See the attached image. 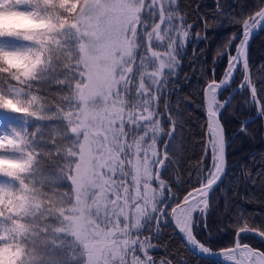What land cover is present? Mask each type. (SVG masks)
Returning a JSON list of instances; mask_svg holds the SVG:
<instances>
[{"label": "snow or ice", "instance_id": "1", "mask_svg": "<svg viewBox=\"0 0 264 264\" xmlns=\"http://www.w3.org/2000/svg\"><path fill=\"white\" fill-rule=\"evenodd\" d=\"M215 7L210 17L185 0H28L18 24L0 26V264H190L186 254L264 264V248L245 242L264 243V219L231 210L225 186L228 148L254 139L255 121L231 137L222 123L236 95L264 121V78L249 63L264 0L235 14ZM225 16L234 30L199 85L202 152L185 167V122L171 97L188 45L195 58ZM243 175L264 184V159ZM169 224L172 249L161 242Z\"/></svg>", "mask_w": 264, "mask_h": 264}, {"label": "trees", "instance_id": "2", "mask_svg": "<svg viewBox=\"0 0 264 264\" xmlns=\"http://www.w3.org/2000/svg\"><path fill=\"white\" fill-rule=\"evenodd\" d=\"M186 3L195 5L199 3L202 5V10L210 17L215 13V0H185ZM224 6V12L228 14H235L242 9H247L251 0H220ZM234 25L228 23V17L215 18L212 20V26L206 30L203 40H200L197 45L198 55L194 58L191 51V44L188 45V56L182 60L181 67L183 71L180 74L181 83L177 86L176 91L173 92L171 101L176 105V110L180 111L184 117V142L183 148V163L185 167H189L196 162L202 152V139L206 127V117L203 105V91L199 89V85L205 83L204 74L207 73L210 78L213 68L214 53L217 47L222 46L224 42L230 39V34L234 30ZM200 49L203 51L201 52ZM249 61L252 66V72L256 77L257 82L264 78V30L252 38L249 46ZM227 60H217L215 64L217 77L223 74L226 67ZM187 77V80H185ZM239 84V80H237ZM235 86V85H234ZM233 86V87H234ZM199 90V95L197 91ZM229 95L224 92L218 98L221 102ZM179 100V105L177 101ZM232 109L223 113L222 123L225 124L227 135L231 137L239 125V122L244 118L254 114V110L243 106L241 95H236L232 103ZM255 122L249 126L255 133L254 139L237 137L232 141V146L228 148V163L229 171L225 186L228 189L231 199V210L239 209L238 214H246L255 222L259 223L264 219V184L261 183L260 177L256 176V184H249L243 175L245 165L255 174L258 167L261 166L262 159H264V121L259 119H252ZM203 126V127H202ZM181 147L180 145L177 146ZM252 157L253 159H250ZM235 192V195L232 193ZM223 201H221V206ZM229 219V217H225ZM172 225L169 224L162 233L161 242L168 241L169 249L178 244L179 237L171 235ZM155 243V241H153ZM257 248H264L258 238L250 237L248 241ZM67 250V249H66ZM155 255L158 258H163L165 252L162 249H157ZM190 264H198L197 257L191 254H186Z\"/></svg>", "mask_w": 264, "mask_h": 264}, {"label": "clouds", "instance_id": "3", "mask_svg": "<svg viewBox=\"0 0 264 264\" xmlns=\"http://www.w3.org/2000/svg\"><path fill=\"white\" fill-rule=\"evenodd\" d=\"M28 0H2L0 3V26H9L18 24L22 17L17 15V11L24 8ZM54 117H45L52 119Z\"/></svg>", "mask_w": 264, "mask_h": 264}, {"label": "water", "instance_id": "4", "mask_svg": "<svg viewBox=\"0 0 264 264\" xmlns=\"http://www.w3.org/2000/svg\"><path fill=\"white\" fill-rule=\"evenodd\" d=\"M259 32V31H258ZM258 32H257V34H258ZM256 34V35H257ZM256 35H254L252 38H254ZM252 38L250 39V42H249V46H250V43H251V41H252ZM250 62V61H249ZM203 96V95H202ZM223 102V101H222ZM203 104H204V100H203ZM205 110V109H204ZM205 117H206V124H207V115H206V111H205ZM252 119H255V113L254 114H252L251 116H248V117H246V118H244L242 121H244V120H252ZM206 128V127H205ZM177 236L179 237V235L177 234ZM219 249H217V251H218Z\"/></svg>", "mask_w": 264, "mask_h": 264}, {"label": "flooded vegetation", "instance_id": "5", "mask_svg": "<svg viewBox=\"0 0 264 264\" xmlns=\"http://www.w3.org/2000/svg\"><path fill=\"white\" fill-rule=\"evenodd\" d=\"M249 63H250V62H249ZM237 85H238V84H237ZM235 86H236V85H235ZM235 86H234V87H235Z\"/></svg>", "mask_w": 264, "mask_h": 264}]
</instances>
